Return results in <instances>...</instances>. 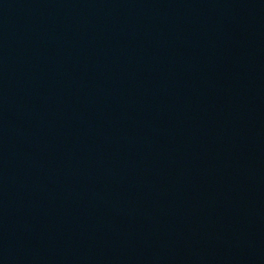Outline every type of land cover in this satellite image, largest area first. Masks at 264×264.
Instances as JSON below:
<instances>
[{
    "label": "water",
    "instance_id": "95a60500",
    "mask_svg": "<svg viewBox=\"0 0 264 264\" xmlns=\"http://www.w3.org/2000/svg\"><path fill=\"white\" fill-rule=\"evenodd\" d=\"M0 264H264V0H0Z\"/></svg>",
    "mask_w": 264,
    "mask_h": 264
}]
</instances>
